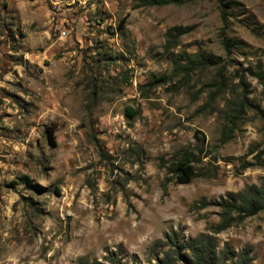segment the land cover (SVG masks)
Returning <instances> with one entry per match:
<instances>
[{
    "label": "rangeland",
    "instance_id": "374dc122",
    "mask_svg": "<svg viewBox=\"0 0 264 264\" xmlns=\"http://www.w3.org/2000/svg\"><path fill=\"white\" fill-rule=\"evenodd\" d=\"M0 8V264H79L111 252L155 263L168 237L185 245L211 233L217 202L264 184L259 116L247 111L222 143L235 99L264 110L253 76L264 68V0ZM177 27L184 33L169 42ZM225 38L244 46L228 53ZM200 54L219 64L189 67ZM199 147V176L177 184L163 166ZM213 236L217 253L234 252L226 264H264V209Z\"/></svg>",
    "mask_w": 264,
    "mask_h": 264
},
{
    "label": "trees",
    "instance_id": "16d2710c",
    "mask_svg": "<svg viewBox=\"0 0 264 264\" xmlns=\"http://www.w3.org/2000/svg\"><path fill=\"white\" fill-rule=\"evenodd\" d=\"M179 0H148L149 5H165L167 3H178ZM6 4H3V9H6ZM1 9V8H0ZM0 22H2L1 10H0ZM183 30L179 27L174 28L168 32L169 42L171 39L174 40L178 35L183 34ZM223 48L226 52L230 53L232 49H240L244 44L242 42L233 41L229 39H224L222 41ZM220 58L206 56L205 54H200L199 60L196 62L189 61V67H194L192 69L201 67H215L219 64ZM179 70V64L176 66V70L171 78H163L160 81L165 83L167 80H171L177 71ZM253 76L257 81L263 86L264 89V68L257 67ZM215 85L218 91H220L225 85V78L221 73V68L217 75V80ZM230 112L227 114L228 124L222 131V143L229 141L235 131L238 122L247 111L254 112L255 115L259 116L264 122V110L260 105L253 103L247 95L235 99L230 106ZM126 117L128 119H133L137 115V112L131 108L127 107L125 110ZM202 147H199L197 154L195 155L193 151L183 152L179 158L172 161L169 166H163L167 170V175L174 177L177 184H189L195 178L199 176L198 170L195 168V163L202 160L200 154L202 153ZM245 163L243 166L245 167ZM207 175V174H206ZM26 182H30L27 177L23 178ZM218 206L222 213L220 215V223L217 226L211 228V233L200 234L195 238L189 239L185 245L176 244V239L173 238L174 242L170 241L171 237H168V250L163 253V256L155 254V263L150 264H226L227 261L231 260L233 262L232 255L233 251L229 247H226L220 253L216 252V244L213 233H219L229 227L234 223H240L244 219L258 214L264 209V184L260 188L249 187L246 191L238 194H229L228 198L222 199L220 202L215 204ZM175 235V234H174ZM173 235V236H174ZM188 250L191 256H188L183 251ZM243 256L238 258L240 264H247L246 261H242ZM79 264H128L121 260V258L115 253H107L103 261L92 260L87 258H82Z\"/></svg>",
    "mask_w": 264,
    "mask_h": 264
}]
</instances>
